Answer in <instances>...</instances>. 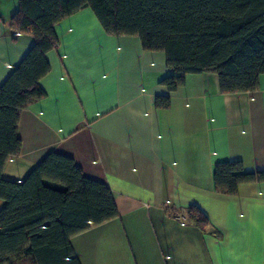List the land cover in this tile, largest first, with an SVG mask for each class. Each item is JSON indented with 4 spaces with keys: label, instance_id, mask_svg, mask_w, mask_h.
Listing matches in <instances>:
<instances>
[{
    "label": "crops",
    "instance_id": "1",
    "mask_svg": "<svg viewBox=\"0 0 264 264\" xmlns=\"http://www.w3.org/2000/svg\"><path fill=\"white\" fill-rule=\"evenodd\" d=\"M19 7L0 0V84L34 44L11 29ZM55 30L46 97L21 112L22 150L3 178L22 182L56 152L109 186L119 216L72 237L82 264H264V182L235 195L214 188L219 162L264 171V74L250 92L222 93L210 72L170 92L160 83L172 74L165 53L108 34L90 7ZM159 95L171 96L168 109L157 107ZM190 206L208 217L204 229L189 220Z\"/></svg>",
    "mask_w": 264,
    "mask_h": 264
},
{
    "label": "trees",
    "instance_id": "2",
    "mask_svg": "<svg viewBox=\"0 0 264 264\" xmlns=\"http://www.w3.org/2000/svg\"><path fill=\"white\" fill-rule=\"evenodd\" d=\"M90 7L108 34L138 36L146 51H162L172 74L170 92L188 74L216 73L222 93L259 89L264 74V0H20L11 29L34 38L19 66L0 84V264H82L72 237L115 219L119 210L104 182L86 177L73 158L52 152L22 182L3 178L22 150L21 112L46 97L40 81L51 71L47 54L58 48L55 25ZM168 109L170 95L156 97ZM264 171L219 162L214 188L238 194L240 185L263 183ZM189 220L201 228L208 217L197 206Z\"/></svg>",
    "mask_w": 264,
    "mask_h": 264
},
{
    "label": "built area",
    "instance_id": "3",
    "mask_svg": "<svg viewBox=\"0 0 264 264\" xmlns=\"http://www.w3.org/2000/svg\"><path fill=\"white\" fill-rule=\"evenodd\" d=\"M176 218L180 220H187V218H185L182 214H177Z\"/></svg>",
    "mask_w": 264,
    "mask_h": 264
}]
</instances>
